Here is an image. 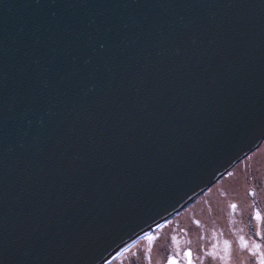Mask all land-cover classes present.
Listing matches in <instances>:
<instances>
[{
    "label": "water",
    "instance_id": "1",
    "mask_svg": "<svg viewBox=\"0 0 264 264\" xmlns=\"http://www.w3.org/2000/svg\"><path fill=\"white\" fill-rule=\"evenodd\" d=\"M264 138V0H0V264H103Z\"/></svg>",
    "mask_w": 264,
    "mask_h": 264
},
{
    "label": "rangeland",
    "instance_id": "2",
    "mask_svg": "<svg viewBox=\"0 0 264 264\" xmlns=\"http://www.w3.org/2000/svg\"><path fill=\"white\" fill-rule=\"evenodd\" d=\"M257 212L264 218V138L193 201L103 264H167L177 252L180 264H186L183 252L189 248L193 264H260L264 239L256 233H264V219L256 220ZM150 235L156 237L152 242L146 239ZM241 237L248 248L242 247Z\"/></svg>",
    "mask_w": 264,
    "mask_h": 264
},
{
    "label": "snow or ice",
    "instance_id": "3",
    "mask_svg": "<svg viewBox=\"0 0 264 264\" xmlns=\"http://www.w3.org/2000/svg\"><path fill=\"white\" fill-rule=\"evenodd\" d=\"M232 208L235 209L236 205L233 204ZM255 219L259 221V220H262L264 218L261 217L260 212H257L256 216H255ZM196 223L199 224V221H196ZM256 234L258 236H261L262 239H264V233L257 232ZM146 239L149 242H152V241H154L156 239V237L150 235V236L146 237ZM240 241H241L242 247H244V248H248L249 247L248 242L244 239V237H241ZM224 245H225V251H228L230 249V247H231L230 242L227 241V240L224 241ZM254 247H255L256 251H259V249L261 248V245L259 243H257ZM177 248H179V243L178 242H177ZM179 255H180V253L177 252L175 255L169 257L168 260H167V264H180L179 259L177 258V257H179ZM210 255H216V253H210ZM255 255H256V252H253V256H255ZM183 258L186 260V264H193L192 250L190 248L184 250ZM221 259H224V257H221ZM260 264H264V253H261Z\"/></svg>",
    "mask_w": 264,
    "mask_h": 264
},
{
    "label": "bare ground",
    "instance_id": "4",
    "mask_svg": "<svg viewBox=\"0 0 264 264\" xmlns=\"http://www.w3.org/2000/svg\"><path fill=\"white\" fill-rule=\"evenodd\" d=\"M171 211H172L173 213H176L175 209H172Z\"/></svg>",
    "mask_w": 264,
    "mask_h": 264
}]
</instances>
